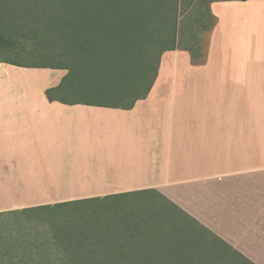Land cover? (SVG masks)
Returning a JSON list of instances; mask_svg holds the SVG:
<instances>
[{
  "label": "crops",
  "instance_id": "crops-1",
  "mask_svg": "<svg viewBox=\"0 0 264 264\" xmlns=\"http://www.w3.org/2000/svg\"><path fill=\"white\" fill-rule=\"evenodd\" d=\"M209 8L205 59L163 52L132 108L50 101L67 69L0 61V264L42 261L10 224L20 203L100 196L176 203L203 242L264 251V101L250 93L264 91V0Z\"/></svg>",
  "mask_w": 264,
  "mask_h": 264
},
{
  "label": "rangeland",
  "instance_id": "rangeland-1",
  "mask_svg": "<svg viewBox=\"0 0 264 264\" xmlns=\"http://www.w3.org/2000/svg\"><path fill=\"white\" fill-rule=\"evenodd\" d=\"M46 1L0 0V34L9 42L0 47V58L18 63H60L62 55L52 38L57 33L51 19L54 6ZM199 1H181L178 37L180 46L196 50L199 45L205 52L206 27L212 21L210 0ZM91 73L81 70L78 81L68 82L70 99L112 101L128 89L122 85L123 78L110 76V82L101 78L94 83L88 75ZM143 86H139L140 92ZM130 91L124 94L127 99L133 98ZM250 93L251 101H264V91ZM134 197L20 203L24 204L18 207L22 213L10 214V224L19 241H31L36 234V242L42 246L41 264H264V251H229L224 244L203 242L201 239L209 237L207 232L181 217L176 203L141 201L142 197L131 200ZM7 215L8 211L5 220ZM194 238L196 242L191 241Z\"/></svg>",
  "mask_w": 264,
  "mask_h": 264
},
{
  "label": "trees",
  "instance_id": "trees-1",
  "mask_svg": "<svg viewBox=\"0 0 264 264\" xmlns=\"http://www.w3.org/2000/svg\"><path fill=\"white\" fill-rule=\"evenodd\" d=\"M181 1L47 0L54 6L51 19L55 22L53 30L56 29L57 33L52 38L62 55L60 63H18L5 58H0V61L22 66L67 69L61 83L46 90L50 101L132 108L135 101L147 97L154 85L163 52L185 48L190 51L195 62L197 59L203 61L206 57V51H201L199 45L196 50L180 46L178 26ZM208 10L212 21L206 29L210 30L215 17L209 7ZM53 30L51 33H54ZM7 44L9 42L0 34V47ZM81 70L91 71L88 75L94 83H98L101 78L110 82L112 76L123 78L122 85H127L128 89L119 92L112 101L72 100L67 96L70 90L68 86H71L68 82L78 81L77 75ZM134 74L137 75L135 82H131ZM139 86H143L142 92ZM129 89L133 92L132 99L124 95ZM113 101L132 102L118 105L112 104Z\"/></svg>",
  "mask_w": 264,
  "mask_h": 264
}]
</instances>
